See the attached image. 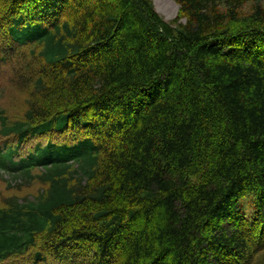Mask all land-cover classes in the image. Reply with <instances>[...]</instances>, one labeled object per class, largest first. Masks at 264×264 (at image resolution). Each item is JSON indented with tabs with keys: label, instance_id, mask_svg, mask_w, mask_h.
<instances>
[{
	"label": "trees",
	"instance_id": "trees-1",
	"mask_svg": "<svg viewBox=\"0 0 264 264\" xmlns=\"http://www.w3.org/2000/svg\"><path fill=\"white\" fill-rule=\"evenodd\" d=\"M176 1L0 0V264H264L263 0Z\"/></svg>",
	"mask_w": 264,
	"mask_h": 264
},
{
	"label": "rangeland",
	"instance_id": "rangeland-1",
	"mask_svg": "<svg viewBox=\"0 0 264 264\" xmlns=\"http://www.w3.org/2000/svg\"><path fill=\"white\" fill-rule=\"evenodd\" d=\"M157 12L166 20H174L179 12V5L176 0H153ZM264 3V0H263ZM253 4V3H251ZM250 4V6H251ZM17 88L11 83H0V107L6 110L11 119L20 118L26 108L25 102L27 96L25 92H18ZM1 109V108H0ZM8 180L0 179V200L8 196H32L40 191V185L34 183L31 186H25L20 179L6 177ZM11 181V183H10ZM11 184L10 187L8 184Z\"/></svg>",
	"mask_w": 264,
	"mask_h": 264
}]
</instances>
